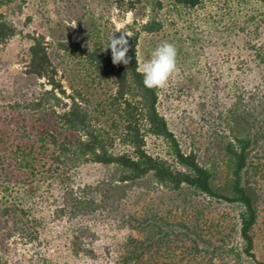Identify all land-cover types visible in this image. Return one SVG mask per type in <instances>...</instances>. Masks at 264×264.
Wrapping results in <instances>:
<instances>
[{
  "label": "rangeland",
  "instance_id": "1",
  "mask_svg": "<svg viewBox=\"0 0 264 264\" xmlns=\"http://www.w3.org/2000/svg\"><path fill=\"white\" fill-rule=\"evenodd\" d=\"M156 1L14 0L0 7V18L15 30L0 42V130L6 134L0 143V264H120L121 243L130 236L143 238L152 233L151 227L137 233L131 220L165 216L179 204L183 211L172 212L176 220H193V224L203 203L201 196L187 189L174 193L150 178L112 190L105 207L91 206L82 211L71 207L69 213L56 215V208L65 202L63 182L49 181L47 175L40 177V171L28 179L18 174L14 177V167L21 161L18 139L24 134L16 131V122L24 111V100L49 87L42 78L25 72L33 35L44 37L66 93L72 87L82 88L89 77L80 74L83 64L59 43L71 39L87 46L94 25L101 37L126 26L128 32L138 31L139 69L160 43H172L177 50V71L164 89H157L158 110L181 148L196 153L201 164L214 170L216 180L227 179V138L248 129L264 112V67L257 55L264 50V7L252 1L235 3L232 14L222 20L197 19L187 28V22L170 14L167 0H158L163 3L161 9ZM208 8H212L209 2L200 8L203 16ZM151 17L161 23L159 30L142 28ZM107 86L103 82L99 87L104 90ZM148 143L151 152H160L158 142L149 139ZM256 149L258 155L264 153L260 147ZM42 162L47 164L44 159ZM103 174L97 167L82 165L75 170L73 185L95 182ZM253 180L261 198L256 242L262 243L264 177L253 176ZM14 202L17 210L3 215L4 205ZM100 202L95 204H103ZM205 224L201 220L196 225L205 229ZM152 251L154 255L156 250ZM255 252L264 259L263 246H257ZM160 260L168 262L164 255Z\"/></svg>",
  "mask_w": 264,
  "mask_h": 264
},
{
  "label": "trees",
  "instance_id": "2",
  "mask_svg": "<svg viewBox=\"0 0 264 264\" xmlns=\"http://www.w3.org/2000/svg\"><path fill=\"white\" fill-rule=\"evenodd\" d=\"M12 1L0 0V7ZM251 1L264 7V0H167L170 14L187 22V28L194 26V20H207L206 17L220 21L232 14L235 3ZM207 2L212 8L203 16L200 8L206 7ZM155 5L161 9L163 3L157 0ZM160 27L156 17L142 25L149 32ZM123 29L127 31L128 26ZM14 31L11 24L0 18V42L14 35ZM98 33L94 25L88 33L87 46L71 39L59 43L62 50L83 64L80 74L89 77L83 81L85 92L72 87L69 93L57 78L58 70L44 37H31L25 72L42 78L49 87L24 100V111L16 122V131L24 134L18 139L21 161L14 167V177L18 174L17 177L28 179L40 171V177L47 175L49 181L63 182L65 202L56 208V215L69 213L71 207L78 211L91 206L105 207V199L112 190L150 178L174 193L187 189L203 198L193 224V220H176L172 212L183 211L179 204L167 216L131 220L129 223L137 233L147 227H151L152 233L143 238L130 236L121 243L120 264H264L255 252L257 246L264 247V242H256L261 198L252 181L253 176L264 177V153L258 155L256 149L264 150V112L248 129L227 138L224 150L228 176L225 181H218L214 170L201 164L196 153L181 148L158 110V90L144 86L137 59L138 31L132 29L133 36L126 37L127 65L113 63L111 50L104 48L109 36L101 37ZM114 35L119 36L120 32ZM257 55L264 67V50ZM103 82L108 84L104 90L99 87ZM3 135L5 131L0 130V143ZM149 139L158 142L165 152H151ZM255 161L258 162L254 165ZM82 165L97 167L104 174L95 182L74 186L75 170ZM97 200L103 204L96 205ZM16 205L5 204L3 215L16 211ZM20 209L25 211L23 206ZM201 220L206 223L205 229L196 225ZM153 248L157 254H152ZM163 255L168 262L160 260Z\"/></svg>",
  "mask_w": 264,
  "mask_h": 264
},
{
  "label": "clouds",
  "instance_id": "3",
  "mask_svg": "<svg viewBox=\"0 0 264 264\" xmlns=\"http://www.w3.org/2000/svg\"><path fill=\"white\" fill-rule=\"evenodd\" d=\"M120 32L119 36L114 33ZM131 32L123 28L113 31L108 37L107 46L104 48L111 50L113 63H129L128 40ZM177 71V50L170 42L160 43L152 52L151 57L142 62L140 72L143 77V84L149 89H164L170 78Z\"/></svg>",
  "mask_w": 264,
  "mask_h": 264
}]
</instances>
